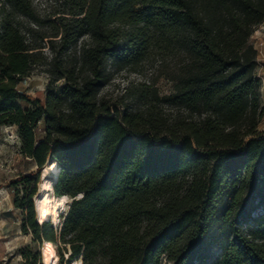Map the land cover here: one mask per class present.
<instances>
[{
	"label": "trees",
	"instance_id": "trees-1",
	"mask_svg": "<svg viewBox=\"0 0 264 264\" xmlns=\"http://www.w3.org/2000/svg\"><path fill=\"white\" fill-rule=\"evenodd\" d=\"M56 1L42 19L32 0H0V128L17 129L38 174L57 163L54 193L72 200L59 226L39 224L37 180H12L22 233L54 244L60 264H209L210 245L221 251L214 264H264V108L250 43L264 0ZM174 44L190 63L172 93L142 85L117 102L102 95L108 61L135 66ZM40 66L44 98L21 89ZM21 254L43 264L40 251Z\"/></svg>",
	"mask_w": 264,
	"mask_h": 264
},
{
	"label": "rangeland",
	"instance_id": "rangeland-1",
	"mask_svg": "<svg viewBox=\"0 0 264 264\" xmlns=\"http://www.w3.org/2000/svg\"><path fill=\"white\" fill-rule=\"evenodd\" d=\"M32 1L36 12L42 19L53 15L59 10V3H57L56 0ZM17 21L20 22L25 30L29 27L36 28L34 24L24 17L17 16ZM41 30L42 32L50 33L49 25H47V23H44V27ZM88 42L89 38L85 37L77 46L72 47L66 53L67 56H71V61H73L75 55L80 52L83 44ZM250 43L254 45L258 52V67L256 72L260 81L261 106L264 108V23L256 28L250 39ZM43 54L49 59H52L54 56L53 52L48 47L44 49ZM189 63L190 57L188 53L178 44H174L169 48H165L164 46L152 49L149 55L135 66L119 65L110 60L107 63L109 80L101 93L113 102H117L118 100H122L128 94V90L132 88L137 89L142 85H147L156 89L161 97L169 95L173 91V78L180 72H184V69ZM48 70L49 67L47 66L35 68L33 70V75L23 81L21 89L33 97L44 98L49 83V77L45 73L48 72ZM125 101L131 106H137L138 104L136 99L131 96H127ZM157 106L158 109L168 117H173L177 113V111L169 105L159 103ZM259 132L264 134V114L260 122ZM20 148L21 142L17 134V129L0 128V264H26V260L23 258L21 250L28 249L34 253L38 247V243L34 241L19 248H16L17 245L11 243L16 237V234H14V228L18 223L22 226L26 214L21 210L14 208L12 202L13 196L8 189V184L20 176L30 175L37 180L36 188L38 193L42 176L46 168H43L40 174H38L34 162L29 158H25L21 154ZM36 195L33 197V204L37 216L35 207ZM71 202L72 200L69 199V203ZM66 208V210H68L69 204ZM64 213L65 212L61 213L57 226L61 224ZM257 213L258 212L256 211L255 214ZM51 224L53 225V222H51ZM42 245L43 244L39 247L41 248ZM204 254L207 257L208 263L214 264L215 260L220 256L221 251L216 246L210 245L204 249ZM79 261L82 260H74L71 264H81Z\"/></svg>",
	"mask_w": 264,
	"mask_h": 264
},
{
	"label": "bare ground",
	"instance_id": "bare-ground-1",
	"mask_svg": "<svg viewBox=\"0 0 264 264\" xmlns=\"http://www.w3.org/2000/svg\"><path fill=\"white\" fill-rule=\"evenodd\" d=\"M59 169L57 163H49L44 170L39 191L35 197L36 218L39 224L53 222V225L57 226L61 213L67 212L69 198L67 196L57 197L54 193ZM42 261L44 264H60L54 244L48 242L44 244ZM79 262L83 264L82 261Z\"/></svg>",
	"mask_w": 264,
	"mask_h": 264
},
{
	"label": "crops",
	"instance_id": "crops-1",
	"mask_svg": "<svg viewBox=\"0 0 264 264\" xmlns=\"http://www.w3.org/2000/svg\"><path fill=\"white\" fill-rule=\"evenodd\" d=\"M22 226L18 223L16 227L14 228V234H16L15 239L11 241V243L17 245L16 248H19L23 245H27L29 243H32L33 241V235H23L21 232ZM40 245H38L36 252L40 251Z\"/></svg>",
	"mask_w": 264,
	"mask_h": 264
},
{
	"label": "built area",
	"instance_id": "built-area-1",
	"mask_svg": "<svg viewBox=\"0 0 264 264\" xmlns=\"http://www.w3.org/2000/svg\"><path fill=\"white\" fill-rule=\"evenodd\" d=\"M44 244H45V243H44ZM44 244H43L42 247L40 248V249H41V252H42V248H43ZM40 254H41V258H42V253H40Z\"/></svg>",
	"mask_w": 264,
	"mask_h": 264
},
{
	"label": "water",
	"instance_id": "water-1",
	"mask_svg": "<svg viewBox=\"0 0 264 264\" xmlns=\"http://www.w3.org/2000/svg\"><path fill=\"white\" fill-rule=\"evenodd\" d=\"M40 253H42V252H41V249H40Z\"/></svg>",
	"mask_w": 264,
	"mask_h": 264
}]
</instances>
